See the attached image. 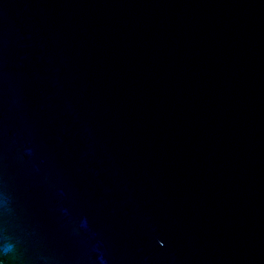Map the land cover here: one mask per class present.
Returning <instances> with one entry per match:
<instances>
[{
	"label": "water",
	"instance_id": "1",
	"mask_svg": "<svg viewBox=\"0 0 264 264\" xmlns=\"http://www.w3.org/2000/svg\"><path fill=\"white\" fill-rule=\"evenodd\" d=\"M0 264H264V0H0Z\"/></svg>",
	"mask_w": 264,
	"mask_h": 264
}]
</instances>
